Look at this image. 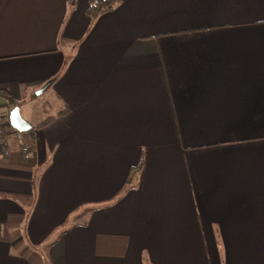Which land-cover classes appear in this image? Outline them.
<instances>
[{"label": "crops", "instance_id": "0c3cea01", "mask_svg": "<svg viewBox=\"0 0 264 264\" xmlns=\"http://www.w3.org/2000/svg\"><path fill=\"white\" fill-rule=\"evenodd\" d=\"M86 7L0 0V264H264V0Z\"/></svg>", "mask_w": 264, "mask_h": 264}, {"label": "trees", "instance_id": "16d2710c", "mask_svg": "<svg viewBox=\"0 0 264 264\" xmlns=\"http://www.w3.org/2000/svg\"><path fill=\"white\" fill-rule=\"evenodd\" d=\"M117 2L118 0H87V7L84 12L88 16L89 20L93 21L101 13L111 10ZM0 98L6 101L7 109L17 104L16 100L3 88H0ZM130 173H133L132 168Z\"/></svg>", "mask_w": 264, "mask_h": 264}, {"label": "water", "instance_id": "95a60500", "mask_svg": "<svg viewBox=\"0 0 264 264\" xmlns=\"http://www.w3.org/2000/svg\"><path fill=\"white\" fill-rule=\"evenodd\" d=\"M43 88L44 87L35 91V94H38ZM8 122L12 128L19 131L27 130L30 127V125L21 117L19 107L16 104L8 111Z\"/></svg>", "mask_w": 264, "mask_h": 264}, {"label": "built area", "instance_id": "2783aa9c", "mask_svg": "<svg viewBox=\"0 0 264 264\" xmlns=\"http://www.w3.org/2000/svg\"><path fill=\"white\" fill-rule=\"evenodd\" d=\"M3 116H4L3 113H0V118H2ZM0 128H1V122H0ZM2 134H3V132H2V129H1L0 130V138L2 137Z\"/></svg>", "mask_w": 264, "mask_h": 264}, {"label": "rangeland", "instance_id": "374dc122", "mask_svg": "<svg viewBox=\"0 0 264 264\" xmlns=\"http://www.w3.org/2000/svg\"><path fill=\"white\" fill-rule=\"evenodd\" d=\"M60 41H62V40H59V42H60ZM62 42H63V41H62ZM0 113H3V115H4L3 117H5L6 114H5L4 112L0 111ZM3 117H2V118H3ZM0 122H1V118H0Z\"/></svg>", "mask_w": 264, "mask_h": 264}]
</instances>
